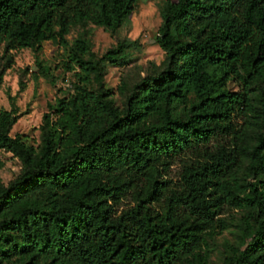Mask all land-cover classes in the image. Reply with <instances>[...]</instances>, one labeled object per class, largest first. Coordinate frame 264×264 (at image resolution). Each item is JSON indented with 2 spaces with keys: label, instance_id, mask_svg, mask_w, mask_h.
<instances>
[{
  "label": "trees",
  "instance_id": "trees-1",
  "mask_svg": "<svg viewBox=\"0 0 264 264\" xmlns=\"http://www.w3.org/2000/svg\"><path fill=\"white\" fill-rule=\"evenodd\" d=\"M137 2L0 0L8 66L13 51L64 40L78 23L115 31ZM156 41L166 67L119 109L103 80L125 45L84 59L76 40L80 84L49 104L38 147L11 136L16 110L0 109V149L22 166L0 184V264H208L231 210L244 215L224 264H264V0L169 1Z\"/></svg>",
  "mask_w": 264,
  "mask_h": 264
},
{
  "label": "rangeland",
  "instance_id": "rangeland-1",
  "mask_svg": "<svg viewBox=\"0 0 264 264\" xmlns=\"http://www.w3.org/2000/svg\"><path fill=\"white\" fill-rule=\"evenodd\" d=\"M169 1L174 0H138L133 13L115 31L91 23H78L71 27L64 40H47L40 47L13 51L10 66L4 45L0 43V72L4 71L0 109L14 108L18 115L10 135H22L28 144L40 145L42 119L49 104L70 97L75 86L80 84L76 74L79 65L72 58V48L78 39L89 45L90 51L83 55L84 59H99L118 44L125 45L124 54L117 62L106 63L103 80L104 87L112 93L114 105L125 108L133 85L148 75L159 73L167 65L166 53L157 44L156 37L162 25V9ZM122 83L128 86L124 92L118 90ZM87 87L94 90L98 85L91 81ZM226 88L237 91L239 87L229 81ZM251 98L258 106L255 93ZM176 110L181 112L183 105H177ZM237 121L243 123L241 117H237ZM183 165L184 160L177 159L166 175L174 184L180 181ZM21 171L20 161L11 152L0 149V184L8 186ZM243 215V210H231L220 216L224 223L210 240L208 264H224L229 247L238 245L236 224Z\"/></svg>",
  "mask_w": 264,
  "mask_h": 264
}]
</instances>
